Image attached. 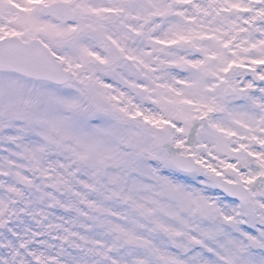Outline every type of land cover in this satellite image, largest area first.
I'll return each instance as SVG.
<instances>
[{
    "label": "snow or ice",
    "instance_id": "snow-or-ice-1",
    "mask_svg": "<svg viewBox=\"0 0 264 264\" xmlns=\"http://www.w3.org/2000/svg\"><path fill=\"white\" fill-rule=\"evenodd\" d=\"M0 264H264V0H0Z\"/></svg>",
    "mask_w": 264,
    "mask_h": 264
}]
</instances>
